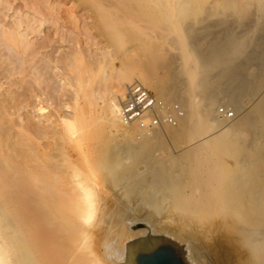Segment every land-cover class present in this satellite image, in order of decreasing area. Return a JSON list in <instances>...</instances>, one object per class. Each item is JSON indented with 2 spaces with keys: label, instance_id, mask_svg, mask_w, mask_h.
I'll list each match as a JSON object with an SVG mask.
<instances>
[{
  "label": "bare ground",
  "instance_id": "obj_1",
  "mask_svg": "<svg viewBox=\"0 0 264 264\" xmlns=\"http://www.w3.org/2000/svg\"><path fill=\"white\" fill-rule=\"evenodd\" d=\"M47 1L49 3V0ZM52 1L56 3L55 0ZM52 1L50 8L54 10L60 3L55 7ZM103 2L101 5L105 3ZM8 4H11L8 0H0V264H78L79 235L95 242L96 231L99 233L105 224L109 226L108 235L102 234L103 238L94 249L102 255L100 262L104 258L110 264H128L127 240L150 238L151 232L180 240L182 245L185 235L191 230L189 229L191 224L194 226L198 223L197 221L191 223V218L187 220L190 217L189 213L196 211L197 214L202 208L208 211L211 207L215 209L218 206L220 209L244 211L245 233L253 244L249 262L264 264V92L256 96L258 99L253 101L250 107H244L240 99L243 92L248 93L247 90L244 91L245 88L248 87L249 91L254 90L249 89L250 82L244 80L247 83H242L246 77L240 81L242 84H233L240 88L244 87H242L244 90L239 88L235 93H231L230 102L235 112L242 110V114L234 123L220 118L218 113L217 119L215 107L209 106V103L200 109L198 101L201 94H209L208 77L214 68L219 66L218 68L222 67L224 71L226 67L224 64L227 63V66H231L229 68L231 71L225 69L228 74L240 69L234 70L233 64L236 62L234 58L246 54V47L252 45L251 41L255 42L251 38L254 34L251 33L250 36L247 33L245 36L246 32L244 34L240 32L242 36H237L238 33L234 34V30L232 32L229 28L231 33L226 39V36L222 37L223 39L216 36L214 39L215 42H222V46L214 44L212 55H208L207 49L204 48L203 50L207 52L202 53L200 45H195L192 41V34L197 33L198 25L208 19L210 21L211 18L217 17L221 24L230 22L232 27L234 22L243 25L245 22L242 21L255 14L256 22L261 24L260 22L264 21V0H107L103 5L104 8L117 9L123 17L127 15L128 20L123 18L127 22H132L136 18L135 20L144 23L145 28L154 34V38L167 42L176 50L180 71L189 93L188 110L192 119L191 122L183 121L175 128L180 131L178 133H184L186 131L184 128L189 127L186 132L191 139L186 151L189 160V169L186 171L189 176V180L186 181L189 192L175 196L176 202L164 208V214H161L162 221L159 223L150 215V219L147 217L148 220L143 218L147 225L144 231L130 230L131 217L127 215L126 210H122L120 218L124 221L121 223L123 227L117 234L112 231L115 219L112 213L107 212L109 209L104 208L107 200L105 201L99 188L103 185L100 184L98 187L99 182H95L93 178L95 173L93 162L87 160L85 155L84 159L83 156L77 157L67 150L71 143L81 145L83 141L76 127L80 115L65 104L64 97L70 96L65 93L67 84L62 81L64 80L62 74H58L60 56L56 59L51 58V55L47 56L53 53L51 51L45 55L54 42L52 32L41 37L43 35L41 29L47 22L46 17L42 15L44 11L37 19L34 13L22 12L20 9L17 11L16 6L9 5L5 10ZM11 10L13 15L7 12ZM72 12L68 10L71 15ZM129 16L134 18L131 20ZM53 20L58 28L59 15L56 14ZM257 26L256 24L253 28L256 29ZM55 28L54 34L57 33ZM253 28H250L252 31L249 30L254 32ZM149 30L147 31L150 33ZM30 34L40 35L43 41L39 39L38 43L31 42L28 36ZM47 42L50 44L49 47ZM14 58H17L16 62ZM64 58L71 61L69 55ZM246 58L248 59L247 56ZM262 60L263 68L261 72L259 71L262 78L259 79L257 75V78L255 77L259 79L255 84V93L259 91L258 87L264 85V59ZM43 63L49 66L54 74L46 73L49 68ZM118 74L120 87L118 89H122L119 91L122 94L123 89L133 83L132 69H125L124 75ZM72 81L71 83H74V80ZM141 83L143 85L142 81ZM75 85L72 87L76 88ZM116 99L113 96L110 105L112 113L120 123H114L115 129L132 130L136 133V140L141 142L145 137L154 135L153 133L171 129L165 127L162 131L157 130L138 137L135 128H128L121 122L120 104L118 106ZM50 101L57 107L56 112H51V108L45 105ZM220 151L236 156L235 162L224 163L218 154ZM194 215L192 218L195 220ZM137 220L141 221L135 216L133 221ZM193 226L191 228L195 229ZM185 228L189 230L185 231ZM187 257L192 264H200L191 251H187Z\"/></svg>",
  "mask_w": 264,
  "mask_h": 264
},
{
  "label": "rangeland",
  "instance_id": "obj_2",
  "mask_svg": "<svg viewBox=\"0 0 264 264\" xmlns=\"http://www.w3.org/2000/svg\"><path fill=\"white\" fill-rule=\"evenodd\" d=\"M51 1L52 0H49L48 3L47 0H8L11 4L6 5L7 7L5 6V10H7L9 5L10 7L16 6V10L20 9L22 12L34 13L37 19L41 17L40 15L44 11L42 15L46 17L47 22L41 29V31L43 30V35H41V37L43 38L45 33L52 32L51 37L53 36L52 40L54 42L51 47H49L50 44L47 42L49 49L47 48L48 50L45 55L49 54L51 51V53L53 52L54 54L52 53L53 55L49 54L47 56L51 55L53 59L60 56L58 74H62L64 79L62 81L67 84L65 93L70 96V98L64 97L65 104L75 109L78 115H80V120L77 122L76 127L83 141L81 145L71 143L68 145L67 150L68 152L70 151V154H75L77 157L80 155L84 157L85 155L87 160L89 159V161L93 162L95 169L93 178L95 182H99L98 187L100 184L103 185L99 188L101 194L104 195L105 201L107 200V204L104 208L105 210L108 208L109 210H107V212L112 213L111 215L115 219V222L112 224L114 227L112 231L117 234V231L123 227L121 223L124 221L120 218L121 212H123L122 210H126L127 215L131 217L129 222L130 230L144 231L147 229L145 221L150 219V216L159 223L162 221L161 214L164 212V208L176 202V197L180 194H186L189 192L188 190H190L188 189V182H186L189 180V176L186 172L189 169V160L186 156V151L191 143L189 134L186 133L189 127L184 128V130H186L184 133H178L180 131L175 128L167 129L166 131L160 129L158 131L162 132L153 133L154 135L151 134L145 137L141 142L140 140H136V133L132 130L114 128V123H119V121L116 115L112 113L110 105L114 96L117 98L116 102L119 106L126 92V88L129 86L123 89L124 92L122 94L119 93L122 89H118L120 88L118 85V73L124 75L123 72L125 69H132L131 78H133V83H141L142 81L143 85L145 87L147 86L146 88L153 91L159 97L170 102L178 103L183 107L185 117L180 121L178 127L183 121L191 122L192 119L188 110L189 93L185 85L183 74L180 71V63L177 58L176 50L170 47L167 42L154 38V34L147 27L145 28L144 23L141 24L140 21L138 22L135 20L136 18L133 17V19L129 16L130 19L134 21L127 22V15H124L126 17L121 16V13H118L117 9L113 7L104 8L103 5L107 0H55L56 3L59 1L57 4L52 1L55 3V7L59 3L60 4L56 8L53 7L55 8L54 10L50 8L52 7L50 5ZM102 2L104 3L103 5H101ZM32 4H34L33 7ZM68 10L70 13L73 11V14H69ZM12 11L13 10L7 12H9V15H13L14 13ZM54 14L60 17L58 28L54 24ZM35 15L33 16L35 17ZM254 15L255 14L251 15L249 19L247 18L242 21L243 23L245 22L244 24L242 23L243 25L238 23L235 24L233 21L234 24L232 23V27H230V22L221 24L217 17L211 18L210 21H208L209 19L207 20L208 23L205 21V24L198 25L197 33L195 32L196 34H192L193 43L195 45H200L202 53L205 51L206 54L208 51V55L213 54L215 48L214 44H216V46L218 44L222 46V42H215L214 39L217 37L221 39L225 36L226 39L231 33L229 28L232 32L234 30V34L238 33L237 36H242L240 34H244L245 32V36L247 33H249L250 36L252 35L251 33L254 34V38L253 36L251 38L254 39L255 42L251 41L252 43L250 42V44L252 45L246 47V54L244 52L248 59H245V55H241L243 57L237 56L240 57V59L237 57L234 58L236 61L235 63L239 66H235L236 64L234 63V70L235 68L240 69L235 70L236 72H232V74H228L229 72L227 73V71L230 70L229 68L231 66H227V63L224 64L226 66L224 71L221 67L222 65H220L221 68L217 66L208 77L210 83L208 90L209 94L203 93L198 97L199 108L201 109L204 104L208 103L209 106H214L215 117H217V119H219L217 116L218 109L222 106H226L235 111L233 104L230 102V97H232L231 93H235V90L240 88V86L235 85L250 82L251 86H249V89L255 91V84L262 78V74L259 76V73L263 68L262 59H264L262 58V55H264V21L258 24L256 22L257 19L255 20L254 18L256 15ZM256 24L258 26L255 29L253 27ZM54 28L56 29V34H54ZM250 28L255 29L253 30L254 32H251L252 30ZM59 30H62V32ZM147 30H149L150 33ZM226 31L228 32L227 34ZM28 36H30L29 38L33 43H38L40 40L43 41L40 35L30 34ZM35 36L38 38H35ZM224 41L225 40H223V45L225 43ZM52 47H55V49H52ZM194 47L198 49L197 46ZM203 48L207 49V51L203 50ZM66 55L71 56V61H68V58H64ZM16 59L14 58L15 62ZM244 60H247V62L245 63ZM43 64L46 66L45 63ZM111 66H113L115 70ZM46 67L49 68V66ZM49 69H47L48 72L46 70V73L54 74L53 70ZM113 70L116 71V73ZM64 74H66V76ZM256 75L259 76V79H256ZM70 78H75L76 80H70ZM242 79L247 82L244 81L241 83L240 81H242ZM72 80H74V83H71ZM74 85L77 89L73 88ZM260 87H258L259 91H257V93L249 91L247 89L248 87L244 90L243 87L242 90H247L248 93L246 94L242 91V95L244 96L241 95L242 99H240V103L242 101L244 107H250L253 101L258 99L256 96H260L261 93L264 92V85L262 86L263 88ZM241 88L239 90H241ZM70 89L71 91H69ZM76 90L78 91V95ZM67 91L71 93L68 94ZM237 93L239 94V92ZM66 100L68 102H66ZM45 105L51 108V112H56L57 107L53 105L51 101L46 102ZM63 112L64 110H62V114ZM236 114L237 117L234 121L242 114V110L241 112H236ZM234 121H231V123H234ZM111 129L115 132L113 133ZM169 132L171 133L166 136ZM153 137L156 138L153 139ZM75 145L77 149H75ZM218 154L221 160L226 164H232L236 160V156L234 155H229L222 151L218 152ZM117 160L119 162H117ZM132 171L134 172L132 173ZM220 208V206L215 209L214 207L210 209L206 208V210L209 209L208 211L202 208L204 211L200 209L197 214L195 213L196 211L189 213V218V214L186 215V218H188L187 220L191 218V223L197 221V224H199L197 226V224L193 223L195 224L194 229L191 228L193 225L188 222L191 224L189 229H194L195 231L197 229L196 226L200 227L195 232L192 230L193 233L190 230L185 235L184 244L181 245L186 263H192L187 257V251H191L193 257L197 261H200V264H250L249 261L251 251H253V244L248 234L245 233L246 224L244 221L246 217L244 211L240 209ZM193 215L195 216V220L192 218ZM135 216L136 218H140L141 221H133ZM143 218H146L144 222ZM102 227L99 233L96 231L98 234L95 233V242L90 238L86 237L85 239V236L79 235V247L77 251L78 264H110V262L104 258H102L100 262L102 255L100 252L94 250L96 244L103 238L102 234L108 235L109 226L105 224ZM189 229L186 230L185 228L184 230L188 231ZM103 231L106 232L103 233Z\"/></svg>",
  "mask_w": 264,
  "mask_h": 264
},
{
  "label": "built area",
  "instance_id": "obj_3",
  "mask_svg": "<svg viewBox=\"0 0 264 264\" xmlns=\"http://www.w3.org/2000/svg\"><path fill=\"white\" fill-rule=\"evenodd\" d=\"M218 116L231 122L237 114L231 108L222 106L218 109ZM184 117L185 111L180 104L159 97L138 82L126 88L120 102L121 122L128 128H135L138 137L165 127L176 128Z\"/></svg>",
  "mask_w": 264,
  "mask_h": 264
},
{
  "label": "water",
  "instance_id": "obj_4",
  "mask_svg": "<svg viewBox=\"0 0 264 264\" xmlns=\"http://www.w3.org/2000/svg\"><path fill=\"white\" fill-rule=\"evenodd\" d=\"M128 264L186 263L180 240L150 232V238L127 240Z\"/></svg>",
  "mask_w": 264,
  "mask_h": 264
}]
</instances>
